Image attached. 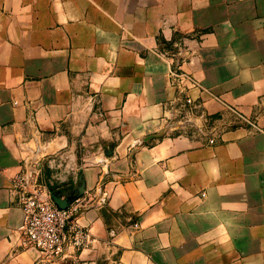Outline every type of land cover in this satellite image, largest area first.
Masks as SVG:
<instances>
[{
	"label": "crops",
	"instance_id": "0c3cea01",
	"mask_svg": "<svg viewBox=\"0 0 264 264\" xmlns=\"http://www.w3.org/2000/svg\"><path fill=\"white\" fill-rule=\"evenodd\" d=\"M20 172L90 247L22 245ZM0 264H264V0H0Z\"/></svg>",
	"mask_w": 264,
	"mask_h": 264
},
{
	"label": "built area",
	"instance_id": "2783aa9c",
	"mask_svg": "<svg viewBox=\"0 0 264 264\" xmlns=\"http://www.w3.org/2000/svg\"><path fill=\"white\" fill-rule=\"evenodd\" d=\"M170 76L178 88L186 83L189 89H203L192 74L180 67L172 68ZM193 102L191 96H186V105ZM229 108L239 118L246 119L236 108ZM13 184L23 212L19 228L22 232V245L37 248L43 258L49 260L71 256L92 245L90 230L77 220L84 207L80 198L74 199L67 208H61L54 201L52 193L35 185L26 172L17 174Z\"/></svg>",
	"mask_w": 264,
	"mask_h": 264
},
{
	"label": "water",
	"instance_id": "95a60500",
	"mask_svg": "<svg viewBox=\"0 0 264 264\" xmlns=\"http://www.w3.org/2000/svg\"><path fill=\"white\" fill-rule=\"evenodd\" d=\"M52 197H53L54 201L56 202V204L58 206H60L61 208H67L69 206V204L74 199H76V196H73L72 198H69V199H63V198H60L57 193H52Z\"/></svg>",
	"mask_w": 264,
	"mask_h": 264
}]
</instances>
